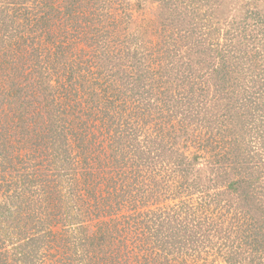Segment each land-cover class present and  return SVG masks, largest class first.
Here are the masks:
<instances>
[{
    "label": "rangeland",
    "instance_id": "374dc122",
    "mask_svg": "<svg viewBox=\"0 0 264 264\" xmlns=\"http://www.w3.org/2000/svg\"><path fill=\"white\" fill-rule=\"evenodd\" d=\"M98 66L130 110L109 96L105 121L73 108L61 134L29 125ZM105 144L118 160L97 165ZM208 208L218 227L194 249ZM0 264H264V0H0Z\"/></svg>",
    "mask_w": 264,
    "mask_h": 264
},
{
    "label": "trees",
    "instance_id": "16d2710c",
    "mask_svg": "<svg viewBox=\"0 0 264 264\" xmlns=\"http://www.w3.org/2000/svg\"><path fill=\"white\" fill-rule=\"evenodd\" d=\"M96 17L97 18H95V19L92 18L91 20H87V22H89L90 24L96 22L97 25H100L99 28L97 27V28H94V29L96 31L104 32L102 34V36L103 35L113 34V31L110 30L109 27H108V24H107V21H106V17L107 16H100L99 14H97ZM99 35L100 34H98V36ZM55 40H56V42L60 41L58 36L55 37ZM55 44H61V43H55ZM48 45H51V46L43 47V48L46 51L47 50L50 51V50L54 49L50 53V55L52 57L56 56L55 52L59 53V51L56 49L57 47H58V49L59 48L60 49L66 48L67 50H70L73 47L72 43L69 42V41L64 42V44H62V46H60V45L54 46L53 43H49V44H47V46ZM70 56H72V52H70ZM44 64H45V66L48 67V65H49L48 56H47V60H46V62H44ZM98 67L100 68V66H98ZM70 74L73 76L72 77L73 81L70 80L71 77L70 78L67 77V75H69V74H67L66 78H64L62 80L61 86H60V90H58V93H57V95L55 97V105H53L54 108L51 110V112L46 113V115L43 116L41 114H38V112L35 111L36 115L32 116L33 110H31V113L27 112L26 116H23L24 118L28 117L29 125L34 124L35 127L37 128V130L40 129V127L42 125V122H40V120L44 121L45 127H44V132L42 134V136L44 138H50L51 135H55L57 130H58V132H60V130H61L60 134L62 133V130L65 127V124L67 125L70 122L69 120H65V116L66 115H64V114H66L67 111H70L73 108L76 109V112H80L81 109H85L87 111H90L91 116H93L97 120L100 119L99 113H101V117L105 121L106 120L105 113H107V111L109 110V106H105L104 105L105 102H109L110 105H111L113 103V100L109 99V96H111L112 98H116V100H117L119 95H120L119 92L116 91L115 84L112 82V80H110L108 73L104 72V70H102L101 68H100V70L98 69V71H96L95 74L100 76V78H102V81L94 80L92 78V76H89L88 77L89 80L87 81V84L83 85V89L80 88V84L82 83L81 82L82 81V76H80L79 74H75L73 71ZM84 82L86 83V80ZM101 91H103V93H101ZM89 96L96 102V104L89 105V106L84 105L86 103V100L88 101ZM122 99H124V98H122ZM25 101L26 100L23 99V105H24ZM81 105H83V106H81ZM117 105H118V107L122 106L121 108H125V109H128V110H130L133 107V104L131 102H129L127 99H124V100H120L119 99V100H117ZM106 107H107L108 110L106 109ZM21 115H23V114H21ZM143 115H144L143 113H136V115H133L134 119H135V123H140L137 120H139V121L142 120L143 119ZM108 116H109V114L107 115V118H108ZM124 119L126 121V114H125ZM92 120L96 121L93 118H92ZM142 126H140V128H142ZM149 129L150 128H148V130ZM152 130H154V129L152 128ZM93 135H95V134H93ZM148 137H149V134H146V133L144 134V132H143V138H141L138 141L140 143L139 147H141L143 149V150H141V152L143 154L148 152V147H149L148 146ZM51 142H52V140H51ZM135 145H137V144H135ZM106 148H107L106 144L102 145L101 148L97 149V150H94V148H92L93 151L91 153H92L93 160L102 157L101 162L99 164H97V165H101L102 164L101 166H103L105 158L110 163H111V161H117L118 160L117 158H115L116 157L115 155L110 154V153H106L105 154L106 157L104 158L103 153L106 152ZM124 149H125V146H124ZM122 152H124V157H125L127 151L124 150ZM141 158H142V161H141L140 165H141L142 172L144 170H145L144 172L149 171V170L151 171V167L152 166L151 165L148 166V164H147V166L144 167L143 165L146 164V162H144L145 159H144L143 156ZM47 165H48V167H47L48 170L52 169V168H50V164H49L48 161H47ZM99 176L100 175H98V177ZM129 184L131 185V182ZM81 195H84V194H81ZM208 196L210 197L211 195L208 194ZM94 197H95L94 198L95 199L94 202H91V204L89 205V207L87 209L88 214H90L91 216L94 217V220H95L94 222L97 223L100 228L104 227V226L108 227L109 225L111 226V228H113L114 227V223H116V220H118L116 218L117 216L115 217V215L117 213L115 214V212H112L114 206H112L111 209H105L103 207L104 196H101V197L94 196ZM210 200H213V198H209V199L205 200L204 204L206 206H210L211 203H212V201H210ZM97 209H98V211L100 213L97 211ZM214 210H215V208L212 209V211H214ZM208 212L209 213L206 214V221H207L206 225L208 227V229H207L208 232L205 233V234H201V235L200 234L194 235V238H193V244L195 246L194 249L198 248V247L199 248L203 247L204 244H209L208 242H209V233H210V231L214 232V231H216L214 229V227L215 226L218 227L217 224H216L218 222L217 218H216V214H214V212H210V208H208ZM103 220H105V221H103ZM214 222H216V223H214ZM110 223H112V224H110ZM145 223H147V222L144 221V224ZM180 241H182V240H181V237H179V233H177V234L172 236L171 242L173 244H177ZM155 262L158 263L160 261L159 260H155Z\"/></svg>",
    "mask_w": 264,
    "mask_h": 264
}]
</instances>
